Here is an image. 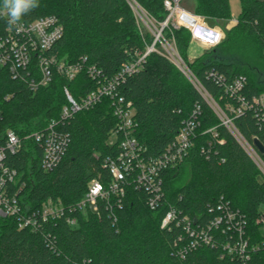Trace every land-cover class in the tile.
Instances as JSON below:
<instances>
[{"label": "trees", "instance_id": "obj_1", "mask_svg": "<svg viewBox=\"0 0 264 264\" xmlns=\"http://www.w3.org/2000/svg\"><path fill=\"white\" fill-rule=\"evenodd\" d=\"M135 1L157 20L164 18L163 0ZM2 4L0 0V10ZM193 11L209 22L230 17L228 0H193ZM45 15H55L63 26L50 52L67 63L85 57L86 64L106 76L150 41L141 35L127 0H38V7L20 21ZM224 32L216 46L192 60L187 57L188 31L180 28L173 34L180 55L207 94L232 118L240 139L222 124L184 73L160 54L150 53L143 68L120 86V93L133 104L135 134L146 158L172 144L198 107L186 155L160 171L163 196L154 209L147 205L150 190L127 173L120 204L114 199L109 207L98 200V213L73 207L90 180L108 181L105 159H116L118 151L115 143H108L116 125L108 97L60 118L68 104L65 88L76 100L95 88L85 70L71 80L53 71L46 85L31 90L0 65V140L7 128L22 138L20 148L6 155V163L17 172L12 187L21 188V200L32 208L48 198L65 208L64 215L35 229L18 228L12 216H0V264H264V248H252L264 238L257 222L264 208V172L244 145L264 164V153L253 143L258 138L264 144V106L253 101L264 93V0H240L237 21ZM30 68L35 75L34 60ZM30 75L22 71L24 79ZM240 75L245 77L242 88L227 91L225 84ZM238 95L248 106L236 115L227 106L239 105ZM51 121L67 134L68 142L60 161L44 170L41 147L24 136L44 130ZM169 207L175 208L176 216L162 227ZM224 207L237 212L232 223L241 221L247 256L225 246L235 244L240 233L224 218ZM67 216L76 223L69 224Z\"/></svg>", "mask_w": 264, "mask_h": 264}, {"label": "built area", "instance_id": "obj_2", "mask_svg": "<svg viewBox=\"0 0 264 264\" xmlns=\"http://www.w3.org/2000/svg\"><path fill=\"white\" fill-rule=\"evenodd\" d=\"M136 17V23L143 38L150 37V41H145L144 47L136 48L130 59L122 62L115 73L106 76L95 65L86 64V58L67 63L59 59L55 53L50 52L53 45L63 34V26L55 15H45L37 17L29 22L18 21L15 25L7 22H0V65H5L13 78H22L26 81L31 90H36L39 86L46 85L52 77L53 71L62 74L67 79H73L81 70H85L88 77L95 81V88L82 96L80 100L74 99L67 88L64 89L68 104L61 109L60 118L66 119L74 112L92 106L99 102L102 97L110 99L111 112L116 118V125L111 130L108 143L117 145V158L107 156L105 164L109 170V179L102 182L92 179L88 182L84 195L73 207L80 210L89 209L99 212L98 200H104L109 207L112 200L120 204L121 196L124 194L125 174H132L133 182L138 186L150 190L152 195L147 200V205L154 209L163 196L162 178L160 171L168 164L173 165L179 162L186 155L191 145V135L195 127L196 107L190 116L183 122V125L175 135L172 144L166 146L163 152L154 157L146 158L142 155L143 145L136 137L137 122L134 119V107L130 100H126L120 93V86L125 78L141 70L150 53H157L164 56L173 63L184 75L193 83L201 95L209 102L212 108L224 124L235 136H239L230 118L222 109H217L214 101L204 90L195 78L188 65L180 55L173 31L184 28L189 33L190 43L195 42L204 47L212 48L216 46L225 35V30L221 27L219 20L209 22L205 17L195 13L193 10L181 4L182 0H163L162 5L165 16L157 20L150 15L135 0H127ZM9 19L3 8L0 10V18ZM227 21L236 22V17H229ZM189 43V44H190ZM35 62V75L30 71L31 62ZM22 71L30 75L27 79L22 76ZM245 83L243 75L235 77L231 82L225 84V89L236 93ZM239 105H228L229 112L238 114L243 108L248 106V102L238 95ZM253 101L264 106V93L253 97ZM215 102V101H214ZM217 105V104H216ZM218 106V105H217ZM57 122L51 121L44 130L33 131L26 134L25 138H31L41 147V166L44 170H49L55 166L64 154L68 137L65 132L56 127ZM113 139L110 140V136ZM238 139H240L238 137ZM22 138L12 129L7 128L0 140V216H12L18 228L29 227L35 229L41 223L59 218L64 215V206L59 200L46 199L40 207L32 208L21 200L19 195L21 188H13L17 172L6 163L7 152H15L21 146ZM246 150L251 154L252 148L245 144ZM255 156L256 153L253 151ZM258 158V157H257ZM254 160L258 163V159ZM262 163V162H261ZM260 166V165H259ZM72 209V207H71ZM237 212L229 211L224 207V218L232 223ZM176 216L174 207H169L161 220V226H166ZM67 222L71 225L76 223V219L67 216ZM257 222L260 224L262 235H264V208L259 212ZM240 233V237L235 244L226 243L229 252H237L247 256V240L241 237V221L232 223ZM208 240V237L204 236ZM264 248V238L252 248Z\"/></svg>", "mask_w": 264, "mask_h": 264}, {"label": "rangeland", "instance_id": "obj_3", "mask_svg": "<svg viewBox=\"0 0 264 264\" xmlns=\"http://www.w3.org/2000/svg\"><path fill=\"white\" fill-rule=\"evenodd\" d=\"M181 4L185 7H187L188 9L193 10V0H182ZM228 4H229L230 17L231 18H233V17L237 18L238 14L240 12V0H228ZM219 23L224 30H226L229 26V21H227L226 19H220ZM208 50H210V48L204 47L200 44H196L195 42H193V43L189 44V47L187 50V57L189 60H192V59H194V57H196L199 54L206 52ZM212 104H214V106L217 109H219V106L216 105V102L212 101ZM110 137H111L110 140H112L114 138L113 135H111ZM249 151L251 152V154L256 159L257 157L255 156L253 151H251V150H249ZM259 165H260L261 171L264 172V164L259 162Z\"/></svg>", "mask_w": 264, "mask_h": 264}, {"label": "clouds", "instance_id": "obj_4", "mask_svg": "<svg viewBox=\"0 0 264 264\" xmlns=\"http://www.w3.org/2000/svg\"><path fill=\"white\" fill-rule=\"evenodd\" d=\"M38 7V0H3L2 8L6 11L9 19L8 24L15 25L22 15Z\"/></svg>", "mask_w": 264, "mask_h": 264}, {"label": "water", "instance_id": "obj_5", "mask_svg": "<svg viewBox=\"0 0 264 264\" xmlns=\"http://www.w3.org/2000/svg\"><path fill=\"white\" fill-rule=\"evenodd\" d=\"M253 143L259 152L264 153V144H262L258 138H254Z\"/></svg>", "mask_w": 264, "mask_h": 264}, {"label": "crops", "instance_id": "obj_6", "mask_svg": "<svg viewBox=\"0 0 264 264\" xmlns=\"http://www.w3.org/2000/svg\"><path fill=\"white\" fill-rule=\"evenodd\" d=\"M236 22H229V26H228V28H230L232 25H234Z\"/></svg>", "mask_w": 264, "mask_h": 264}]
</instances>
